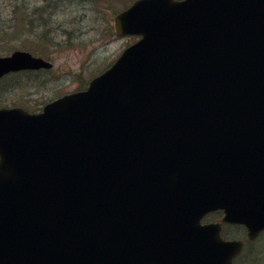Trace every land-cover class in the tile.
<instances>
[{
    "label": "water",
    "instance_id": "1",
    "mask_svg": "<svg viewBox=\"0 0 264 264\" xmlns=\"http://www.w3.org/2000/svg\"><path fill=\"white\" fill-rule=\"evenodd\" d=\"M85 89L0 107V264H232L264 228V0H134ZM52 63L0 56V76Z\"/></svg>",
    "mask_w": 264,
    "mask_h": 264
},
{
    "label": "rangeland",
    "instance_id": "2",
    "mask_svg": "<svg viewBox=\"0 0 264 264\" xmlns=\"http://www.w3.org/2000/svg\"><path fill=\"white\" fill-rule=\"evenodd\" d=\"M132 1L50 0L55 3V15L44 31L31 13L42 0H0V55L26 50L53 63L50 70L37 73V80L28 88H15L2 96L5 103L32 105L34 100L85 88L90 78L134 41L130 36L115 35L112 26L115 9H123ZM251 242L250 257L257 254L264 260V234Z\"/></svg>",
    "mask_w": 264,
    "mask_h": 264
},
{
    "label": "trees",
    "instance_id": "3",
    "mask_svg": "<svg viewBox=\"0 0 264 264\" xmlns=\"http://www.w3.org/2000/svg\"><path fill=\"white\" fill-rule=\"evenodd\" d=\"M42 5H39L38 7H32V15L36 16V23L37 26H43L42 28H47L48 22L51 20V18L55 15V3H51L48 5V0H42ZM126 7V6H124ZM120 9H115L114 13L118 12ZM42 19V21H40ZM42 70L32 71V70H26L22 72H15V73H9L8 75L3 76L0 78V106H8V103H5V100L2 98V96H5L9 91L14 90L15 88H28L31 83L35 82L36 77L35 75L39 73ZM8 79L6 82L5 80ZM34 85V84H33ZM47 99L44 100H34L32 105L29 103H23L22 101H17V103H13L12 105H19L29 111H35L41 108V105L45 103ZM40 104V105H39ZM213 214L219 215L220 211H216ZM237 226H231L226 225L223 229V233L225 236H232V235H238L243 234V230L240 227L239 231H235ZM252 247V245H251ZM250 245L246 246L244 248V255L245 252L251 249ZM249 248V249H248ZM248 254V253H246ZM251 259L257 263L264 261L262 256H259L255 254Z\"/></svg>",
    "mask_w": 264,
    "mask_h": 264
},
{
    "label": "flooded vegetation",
    "instance_id": "4",
    "mask_svg": "<svg viewBox=\"0 0 264 264\" xmlns=\"http://www.w3.org/2000/svg\"><path fill=\"white\" fill-rule=\"evenodd\" d=\"M48 5L51 4L50 0H48ZM35 7H38V5H36ZM219 220V217H212L211 216V213L207 214L202 220H201V223H209V222H214V221H218ZM222 226L224 227V224H222ZM223 229V228H222ZM264 230H262L260 233H258L259 235L261 233H263ZM264 234V233H263ZM257 235V236H259ZM227 238V237H226ZM230 238V237H229ZM241 240L243 241V245H242V248L241 250L232 258V263L233 264H263L264 261L259 262H255L251 259L250 257V253H251V249L248 250V252L246 251L245 252V255H244V248L248 245H250V243H252L251 241H253L254 239H247L246 237H242ZM251 247V245H250ZM249 249V248H248ZM248 253V254H246Z\"/></svg>",
    "mask_w": 264,
    "mask_h": 264
}]
</instances>
